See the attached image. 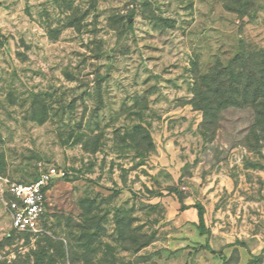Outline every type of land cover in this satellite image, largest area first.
<instances>
[{"label": "rangeland", "instance_id": "374dc122", "mask_svg": "<svg viewBox=\"0 0 264 264\" xmlns=\"http://www.w3.org/2000/svg\"><path fill=\"white\" fill-rule=\"evenodd\" d=\"M0 264H264V0H0Z\"/></svg>", "mask_w": 264, "mask_h": 264}, {"label": "built area", "instance_id": "2783aa9c", "mask_svg": "<svg viewBox=\"0 0 264 264\" xmlns=\"http://www.w3.org/2000/svg\"><path fill=\"white\" fill-rule=\"evenodd\" d=\"M66 172L51 164L37 179L31 182H5L7 195L2 203L10 216V225L16 232L38 230L46 210L45 203L49 184L53 179L65 176Z\"/></svg>", "mask_w": 264, "mask_h": 264}, {"label": "trees", "instance_id": "16d2710c", "mask_svg": "<svg viewBox=\"0 0 264 264\" xmlns=\"http://www.w3.org/2000/svg\"><path fill=\"white\" fill-rule=\"evenodd\" d=\"M201 207H198V217H199V220L202 221V213H201ZM19 233H28V232H19Z\"/></svg>", "mask_w": 264, "mask_h": 264}]
</instances>
